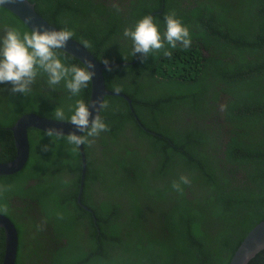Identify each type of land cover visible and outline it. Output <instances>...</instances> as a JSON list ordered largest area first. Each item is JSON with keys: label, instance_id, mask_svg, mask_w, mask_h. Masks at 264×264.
<instances>
[{"label": "trees", "instance_id": "1", "mask_svg": "<svg viewBox=\"0 0 264 264\" xmlns=\"http://www.w3.org/2000/svg\"><path fill=\"white\" fill-rule=\"evenodd\" d=\"M29 1L114 64L106 86L132 106L105 97L108 131L84 144V180L79 147L29 128L28 162L0 175V213L18 230L16 264H229L264 220V0ZM170 13L189 29L191 46L142 62L124 29L151 16L163 38ZM0 25V37L9 27L32 31L1 6ZM56 51L65 65L86 67ZM47 81L40 72L27 94L0 83V162L17 156L10 127L22 115L55 119L58 107L68 120L78 99L89 104L91 82L73 96L64 81ZM182 175L190 183L177 191ZM5 249L0 227V264ZM249 264H264V250Z\"/></svg>", "mask_w": 264, "mask_h": 264}, {"label": "clouds", "instance_id": "2", "mask_svg": "<svg viewBox=\"0 0 264 264\" xmlns=\"http://www.w3.org/2000/svg\"><path fill=\"white\" fill-rule=\"evenodd\" d=\"M9 2L10 0H0V6L2 7ZM31 3L34 6L33 7L34 10L38 14H40V16H42L44 19H46L43 15H41L39 11H37L36 4L34 2ZM112 6L117 11H120V7L118 3H113ZM165 21H166V31L163 33V38L159 31L158 25L153 21L151 16H145L142 19H140L135 24L134 27H126L124 29L123 36L125 38H129L132 41L133 54L134 55L140 54L142 62L147 61L149 56L154 57L153 55L154 53H162L164 56L170 57L172 55L170 48L175 49L177 48L178 45L183 47L184 49H188L191 46L192 41H191L189 29L182 24V22L176 17L175 13L168 14L165 17ZM26 26L30 28L27 24ZM5 29L6 28L4 26L0 25V33ZM31 30H32L31 32H24L21 35V33L17 29L9 27L6 30L3 37H0V83H11L12 88L10 91L12 93L27 94L30 91L31 85L35 82L37 75L40 72H43L47 75L48 77L47 82L50 86H56L61 81H64L65 87L71 92L73 96H78L81 90L88 86L89 82H91V86H92L93 78L95 75L94 64H92L89 61L86 63L87 65L86 67H80L75 64L71 66H67L64 63H62L61 59L57 54L56 50L58 49L63 50L67 47L69 39L73 35L71 31L67 29L57 30L55 28H41V27H36ZM85 45L86 46L88 45L87 41H85ZM166 45L169 47H166ZM103 63L104 65H109V67L107 66L108 68L106 67L107 70L109 71L111 70L110 66L114 65V64H109V61L106 59L103 60ZM114 92H119V91H114ZM99 104L101 110L102 108L108 107V104L105 101V99L104 101L100 100ZM129 104L132 106V102L131 103L129 102ZM54 115H55V121L62 122L66 120L65 113L62 108L57 107L54 111ZM100 115L97 113L95 116H93L90 105L86 104L84 100L78 99L75 103L73 114L70 116V118H68V121L71 122V124L74 126L76 131L70 132L69 134H63L62 131L49 127L45 131V135L49 137L65 136L68 145L79 147L80 150L81 144L83 145L85 143L91 144L93 140L90 138L98 137L101 132L108 131V125L105 123V121L101 118ZM16 122L10 127L12 132H13V126L16 124ZM77 131L82 132V134L86 133V135L77 134ZM28 135H29V129H28ZM13 137H14V132H13ZM76 147L69 148L67 151L74 152L76 150ZM16 150H18L17 145H16ZM44 150L45 151L48 150V145L44 146ZM84 152H85V146H84ZM96 154L97 153H95V155ZM17 155H18V151H17ZM81 160L83 161L82 154H81ZM85 160H86V168H87L86 152H85ZM0 163H5V162H0ZM94 172H97L96 168H94ZM82 175H83V169H82ZM189 183H190L189 178L185 175H182L179 178V181L173 182L172 187L177 191H182L181 184H189ZM4 190H5L4 188L0 187V192H3ZM2 210H6V209H2Z\"/></svg>", "mask_w": 264, "mask_h": 264}, {"label": "water", "instance_id": "3", "mask_svg": "<svg viewBox=\"0 0 264 264\" xmlns=\"http://www.w3.org/2000/svg\"><path fill=\"white\" fill-rule=\"evenodd\" d=\"M2 7L10 10L11 12H14L31 29L41 27L55 28L57 30H60L58 27L40 16V14H38L34 10V6L29 0H10L9 3ZM63 50L79 58L82 62H84L85 65L89 61L95 65V75L92 82V92L88 104L91 107L93 116H95L97 113L100 115L101 108L99 101H104L106 95L118 94L127 99L128 102H132L131 98L126 94L114 92L107 89L104 70L109 65L100 63L95 55L83 44L71 37L69 39L67 47ZM49 127L60 130L63 132V134H69L70 132L76 131L74 126L68 120L59 122L55 121V119L53 118L43 117L36 113H27L25 115H22L13 126L18 155L13 161L0 163V175L15 173L25 166L30 153L28 135L29 128H37L46 131ZM77 134L82 135V132L77 131ZM80 151L83 156L84 162L82 175L83 180L86 172V160L83 144H81L80 146ZM0 227L4 228L6 235V249L2 264H16L19 246L18 230L13 221L3 214H0ZM262 250H264V220L255 225L247 233V235L233 254L229 264H249L250 261Z\"/></svg>", "mask_w": 264, "mask_h": 264}, {"label": "flooded vegetation", "instance_id": "4", "mask_svg": "<svg viewBox=\"0 0 264 264\" xmlns=\"http://www.w3.org/2000/svg\"><path fill=\"white\" fill-rule=\"evenodd\" d=\"M95 158L97 160H100V158L98 157V154L95 155ZM32 214V212H30ZM36 218H37V222L39 224V228L42 230L43 229V222L42 220L39 218V213H36ZM31 222V220H29Z\"/></svg>", "mask_w": 264, "mask_h": 264}]
</instances>
